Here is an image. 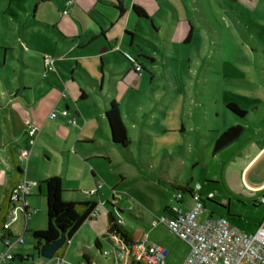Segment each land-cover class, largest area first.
<instances>
[{
	"label": "rangeland",
	"instance_id": "obj_1",
	"mask_svg": "<svg viewBox=\"0 0 264 264\" xmlns=\"http://www.w3.org/2000/svg\"><path fill=\"white\" fill-rule=\"evenodd\" d=\"M122 1L127 12L120 19L112 4L103 0L97 1L94 10L84 8L86 3L69 16L61 15L56 0H0V95L17 94L26 110L39 118L32 124L41 130L35 145L39 153L30 159L28 180L57 175L64 180V195L80 199L86 197L92 182L91 168L105 182L99 198L92 197L99 202L97 214L68 242V264H79L84 253L95 264H121L103 237L108 212L123 220L127 231L144 230L151 238L165 240L172 249L166 264H178L188 246L163 224L151 229L149 221L161 219L164 206L174 204L176 188L187 184L200 186L205 211L199 222L225 216L221 206L227 204L235 170L230 165L241 149L233 146L213 156L211 147L215 134L234 122L228 102L248 112L241 96L257 95L264 108V71L260 69L264 66V0H146L140 7L148 20L136 18L127 0ZM190 27L192 40L186 44ZM127 30L132 37L126 36L122 45ZM103 32L112 50L101 53L106 47L104 37L90 40ZM137 48L154 62L150 66L148 60L140 59L144 69L138 64L141 71L130 72L135 79L120 81L117 72L130 65L126 53L132 55ZM97 55L103 57L102 72ZM44 57L52 58L55 68L46 78ZM80 89L87 94L85 101L79 99ZM111 99L122 104L129 129L131 144L124 149L109 141L104 109ZM57 102V113H80L90 138L77 139L80 129L69 126L59 114L48 120ZM254 118L253 131L264 122V113ZM1 130L0 138L9 142V130H2L4 134ZM15 130L14 136L21 141L23 127L17 124ZM99 156L103 157L93 158ZM35 193L32 207L39 213L28 227L42 224L45 228L46 201L37 189ZM115 200L119 207H113ZM186 203L184 210L189 207ZM232 211L240 217L237 228L253 235L264 206L237 204ZM23 228L20 219L12 226L18 237ZM97 238L101 249L95 246ZM24 239V246H30L31 233ZM104 252H110V257ZM40 262L46 260L25 263Z\"/></svg>",
	"mask_w": 264,
	"mask_h": 264
},
{
	"label": "crops",
	"instance_id": "obj_2",
	"mask_svg": "<svg viewBox=\"0 0 264 264\" xmlns=\"http://www.w3.org/2000/svg\"><path fill=\"white\" fill-rule=\"evenodd\" d=\"M68 1L71 2L70 5H67ZM97 1L98 0H89L87 2L86 0H75V2H72L71 0H60V1L56 0V3H57V6L59 7V9L61 11V15H62V12L64 10H67L68 11V15L67 16H69L73 12V10L76 12V9H79V10H83L84 8H87L88 10L96 9V5L98 3ZM103 1H108V3L112 4V6L114 7L115 11L117 13H119L118 15H119L120 19L124 16V14H126L127 11H126V8H125L124 4L122 3L123 2L122 0H103ZM145 1L146 0H127V4L130 7V13L132 15H134L133 12H132V6L133 5L142 6L145 3ZM117 2L121 3V6H122V8L124 10V13H121L119 11V9H117ZM86 3H89V4L85 7L84 5ZM83 6H84V8H82ZM246 10L248 11V9H246ZM62 16H64V15H62ZM192 35H193V28H192ZM101 36L104 37V43H105L104 45L106 46L105 48H103L101 53L108 52L109 50L111 51L112 48L109 46L110 44H109V42L107 40V37H106V34H104V32L100 36L93 35L91 40H90V43L92 41L94 42V41L98 40ZM126 36L132 37V33L128 32V30L124 32V37L121 40L122 45L125 43V37ZM191 40H192V36H191L190 40L187 43H190ZM184 43H186L185 40H184ZM132 44H133L132 41H130L129 45L132 46ZM255 46L259 47L257 44ZM134 51H135V53H133L132 55H130V53H126L128 55V57H129V58L126 57L127 61L130 64L129 68L127 67L125 70H121L120 72H117L118 73L117 76H119L120 81H125L126 82V81H130L132 79L133 80L135 79L130 74V72L133 69V74H137L138 73V72H134L135 65L137 63L140 64L142 66V68L144 69V65L142 64L141 61L142 60L147 61V59L144 58L145 57L144 56L145 53L143 52V49L138 50V48H137V50L135 49ZM97 56H99V55H97ZM130 56L132 58H130ZM99 59L101 61L100 70L102 72L103 57L99 56ZM140 59H142V60H140ZM149 59H151V58H149ZM135 60L137 61V63L135 62ZM153 62H154V59L149 61V65L151 66V64ZM42 67H43V62H42ZM43 69H44V67H43ZM260 69L264 71V66H262ZM152 76L154 77V75H152ZM72 79L74 80V77ZM62 95H64V94L61 93L60 100H63L65 98V96L62 97ZM241 98L244 99L242 102H245V101L247 102L246 107L248 109V112H246L244 117L240 118V117L235 116L233 113H231L229 111L231 113L232 118L234 119V122H227V125H232V126L241 125V126H243L245 128L244 134L236 142H234L233 144H231L229 147H227L226 149H224L222 151V152H224L225 150L230 149L233 146H239V149H241L237 153V155L235 156L234 160L232 161L233 163H231V165H230V169L233 166L235 168L233 174L231 175L232 187L230 189L229 196L227 198V204L225 206H223V205L221 206L224 209V211H225L224 212L225 216L223 215V217L226 218L229 221V223L233 227H235L236 229H238L237 226H236V222L240 221V217L239 216H235V214H233L234 213L232 211V206L233 205L241 204L245 208L250 206V204L253 207H255V208L259 207V206H264V204L260 203V200L262 198H264V122L262 124L260 123L256 130H254V131L252 130L253 124H254L253 121L255 119L254 117L257 118L262 113H264V108L261 109V107H262L261 99L257 95H249V94H247V95H242ZM85 100H83V101H85ZM112 100L117 101L116 99H111V100L107 101L105 103V109H106L107 103L112 101ZM24 102L25 101L22 99V97H19L17 94H14L13 96H11V93H9L8 96L0 95V128H2L3 131H5L4 129L9 130V138H10L9 142H8V140L6 138H3V137L0 138V211H1V208H2V206L4 204L7 192H9V190H12V188L18 182H20L23 178L27 179V177H26L27 173L26 172H27V167L29 165L30 159L31 158L35 159L37 157L38 153H39L38 152L39 148H37V146H34V148L32 150V153L30 155L28 164H27L26 168L24 167V170H25V172H24L22 170L21 166L18 163L17 156H18L19 150L26 148L27 143H28V137H27V131H26V122H28L30 124H33L35 120H39V118L37 117L36 114H33L30 111L26 110V105L24 104ZM230 103L236 104L240 109H242L234 101L228 102L227 105L230 104ZM29 104H31V103L29 102ZM57 104H58V102L56 103V105H55V107L53 108L52 111H54L56 114H59L61 116V112L63 110L60 113H57L56 112ZM227 105H226V107H227ZM137 108H141V106L138 104ZM105 109H104V113H105ZM119 109H120V116H121L122 122H123V124H124V126L126 128L127 135L129 136V129H128V126H127L126 121L124 119V114H123V109H122V104L121 103H119ZM250 111H252V112H250ZM132 114L134 116L137 115V113H133V111H131V115ZM73 117H76V121H77L76 125H70L69 124V119H71ZM62 118L65 119L66 123L69 126L78 127L80 129V134H79V137H77V139H81L83 137L84 138H90L85 133V129H83V128L86 127V121L85 120H81L80 113H77L76 116L70 115L68 113L67 117H62ZM48 120H55V118L54 119H49L48 118ZM105 120L107 122L106 116H105ZM4 123L6 125H4ZM228 123H231V124H228ZM17 124L21 125L23 127V130H24V135H23L21 141L18 140V138H16L17 136L16 137L14 136L15 133L13 132V130H15L17 128ZM132 125H133V127H135V125H136L135 122H133V120H132ZM107 126H108L107 132L109 131V141L111 143V133H110V128H109L108 122H107ZM227 128H225L224 130H226ZM2 130H1V134H4ZM219 133H221V132L216 133L215 136L213 137V143H214L215 139L217 138V136L219 135ZM93 135H96V133L94 132ZM40 136H41V130H40V132L38 134V137L36 139V143H38L37 141L40 140L39 139ZM104 137H105V139L108 138L107 135L106 136L104 135ZM79 143H81L79 140H77L75 142L76 145H78ZM87 143L89 144V143H93V142H87ZM130 144H131V139H130ZM13 145H15L16 148L12 147ZM35 145H37V144H35ZM111 145H112V143H111ZM112 146H114V145H112ZM212 146H213V144H212ZM222 152H220V153H222ZM211 153H212V147H211ZM101 157H103V156L93 157V158H101ZM16 165L19 166V168L21 170V174H19L18 177H17V180L14 181V179L16 178L15 177V172H16L15 166ZM46 178H47L46 174H42V176H40V178L38 177L35 180H30V181H34V182L37 183V187L35 189H37L38 194L41 197H43V198H44V195H45V190H44L43 186L40 183ZM91 178H92V182H90V186H88L87 190L93 189L97 183L101 182L99 179L96 178V176L94 174V170L92 168H91ZM61 180H62V189H63L64 180H63V178H61ZM39 181H41V182L39 183ZM13 182H15V183L13 184ZM104 183L105 182H102L101 188L98 189L96 195H94V196L85 195L86 197H83V198L80 199L79 196L75 195L73 198H69V197H66L64 195L65 191L63 190L62 198L65 201H77V202L97 201V200L93 199L92 197H98L99 198V195H100L99 192L103 188V186H104L103 184ZM186 186H189V184H187ZM189 188H192V187L189 186ZM35 189L33 190L32 194L27 199L28 203H29V210L30 211H33V210L36 211V213L31 215L30 219L32 218V216H34V215L39 213V210H37V209L32 207V204H33V202H34V200L36 198V197H34V195L36 194L35 193ZM112 192H113V190H112ZM184 195H186V196H183L182 203H183V206L185 208L186 207L185 205L187 204L186 201H188L189 202V204H188L189 207L187 208V210H189L191 208V206H192V201H191L190 195L188 193H185ZM116 202L117 201L115 200L114 206L119 207L118 203H116ZM98 204H99V202H98ZM168 207L169 206H164V215H163V217L164 216H168V213L166 211ZM9 208H10V204L8 205L7 213L9 211ZM95 214H97V208H96V212L92 215V217L89 220H87L84 224H86L87 222H90L92 220V218L95 216ZM0 216H1V213H0ZM45 216H46V205H45ZM209 217H213V216H209ZM45 218H46V223H47V217H45ZM19 219L24 222V228H23V231H22V233L20 235V236H23V238L25 237L27 232L31 233V232H34V231L44 230L47 227L46 226L44 228V226H41L42 224H40V226L28 227V223H29V220H30L29 219L27 224H26V228H25L24 216L20 215L18 217V220ZM263 219H264V211H263V215L261 216V218L258 221V225L256 226V231H257L259 225L261 224V222L263 221ZM156 220H154V221H156ZM154 221H152V222L149 221L151 229H154V228L158 227L160 224H163V223H159L157 225H153ZM16 222H14L13 224H15ZM13 224L10 227V234H12V239L14 237L18 236L12 230ZM122 225H124V222H123ZM163 225H165V224H163ZM256 231H255V233H256ZM128 232L134 234L136 239L139 240V241L145 235H147V243L148 244H154V245H157V246H160V247L166 249L167 250V257L171 255L172 249L167 244V242L165 240L157 239V238H151L149 233L146 234L144 230H134V231H128ZM241 232L246 234L243 231H241ZM4 235H6V233L3 231L2 226L0 224V252L5 250L4 244L2 242V237ZM31 239L32 240H31L30 246H28V247L24 246L25 243H26L25 239H24V243L23 244H16L12 240L11 241V246H10V251L16 256V259L14 261L7 262V263H4V264H16V263L24 264L25 262L29 263L30 260L33 262V260L35 258L44 259L35 250V248H34L35 247V241L33 240L32 236H31ZM106 240L109 242V244L111 245L112 248L116 247L117 244L115 243V241L112 238L111 239L110 238H106ZM101 247H102V244H101V241H100V248L99 249H101ZM188 250H189V248H188ZM187 253L182 255V258L178 262V264H182V262L184 261L185 257L187 256ZM55 255H57V254H55ZM64 257H65V255H64ZM82 257H83V260H81V261H85V262H87L89 264H95L90 259V257L87 254L84 253L82 255ZM17 261H19V262H17ZM168 263H170V262H168ZM121 264H138V263L136 261H134L133 259H130L128 261H124V260L121 261Z\"/></svg>",
	"mask_w": 264,
	"mask_h": 264
},
{
	"label": "built area",
	"instance_id": "obj_3",
	"mask_svg": "<svg viewBox=\"0 0 264 264\" xmlns=\"http://www.w3.org/2000/svg\"><path fill=\"white\" fill-rule=\"evenodd\" d=\"M71 2L68 1L67 5ZM62 15H68V11L64 10ZM43 62V78L55 72L54 60L50 57H44ZM137 72L141 71V66L136 64ZM64 97V95H62ZM56 113L52 111L49 119H54ZM62 117H67L68 112L63 110ZM70 125H76V117L69 119ZM26 131L28 143L26 148L19 150L17 160L20 166H27L32 150L36 144V139L40 130L32 124L26 122ZM102 182H99L91 190L84 192L87 196L96 195ZM37 187L34 181L23 178L11 190L9 197L10 208L2 225L3 231L6 233L2 237L5 250L0 252V264L14 261L16 256L10 251L11 241L16 244H23V236H17L12 239L10 234L11 225L18 220L20 215L24 216L25 228L31 215L36 211L29 210L28 197ZM200 186L189 189V195L192 206L189 210H184L182 198L185 192L176 191L173 194L174 204L167 208L168 216L157 219L153 225L163 223L167 226L171 233L186 243L189 250L182 264H264V219L259 225L254 235H247L233 227L224 217H208L202 223L199 217L204 213V200L199 194ZM264 204V198L260 200ZM117 223L122 225L123 221L119 218ZM112 251L116 252V256L123 261L126 257H130L138 264H166L165 259L167 251L157 245L147 243V235H145L130 250L118 249L113 247ZM110 252H104L103 256L110 257ZM46 260V259H45ZM39 264H68L65 257L54 255L51 260L46 263ZM79 264H89L81 261Z\"/></svg>",
	"mask_w": 264,
	"mask_h": 264
},
{
	"label": "trees",
	"instance_id": "obj_4",
	"mask_svg": "<svg viewBox=\"0 0 264 264\" xmlns=\"http://www.w3.org/2000/svg\"><path fill=\"white\" fill-rule=\"evenodd\" d=\"M117 9H119L121 13H124L121 3L119 2H117ZM132 12L137 18H145V20H148L146 11L139 5H133ZM191 36L192 27H190L188 35L185 39L186 43L190 40ZM144 58L149 61L152 60L146 57ZM135 62L137 63L136 60ZM134 72H137L136 69ZM79 98L82 101L87 98V95L83 90H80ZM227 108L231 113L240 118L244 117L246 114V112L242 111L236 104L233 103L228 104ZM105 116L110 128L112 145L120 149L127 148L130 145V139L128 138L126 128L122 122L119 103L117 101L112 100L107 103ZM244 131L245 128L243 126L235 125L230 126L226 130L219 133L212 146V155L215 156L219 154L231 144L236 142L244 134ZM15 169L16 178L14 181H16L18 175L21 174V170L18 165L15 166ZM14 183L15 182H13V184ZM40 184L45 186L44 198L46 200L47 227L44 230L31 232V236L35 241L34 248L36 251L39 247H41L43 241H52L57 239L60 235L59 229H62L66 232L68 241H70L79 228L92 217L98 206L97 201L77 202L63 200L62 180L57 175H51L47 177ZM189 189V186L184 188L177 187L176 191L189 193ZM10 193L11 190L7 192L4 204L0 211L1 226L3 225L7 215ZM113 207L115 206L113 205ZM118 219V216L113 212L107 213V228L106 234L103 237L110 239L112 238L117 244L116 247L118 249L130 250L132 246L139 242V240L136 239L134 234L128 232L125 228H123L122 225L118 224ZM95 246L98 249L100 248L99 239L95 241ZM67 247L68 243H66L56 254L58 256L64 257ZM130 259V257H126L124 261H128Z\"/></svg>",
	"mask_w": 264,
	"mask_h": 264
},
{
	"label": "water",
	"instance_id": "obj_5",
	"mask_svg": "<svg viewBox=\"0 0 264 264\" xmlns=\"http://www.w3.org/2000/svg\"><path fill=\"white\" fill-rule=\"evenodd\" d=\"M59 231L60 235L57 239L52 241H43L41 247L38 248L37 252L42 258L51 260L54 255L68 242L66 232L62 229H59Z\"/></svg>",
	"mask_w": 264,
	"mask_h": 264
}]
</instances>
